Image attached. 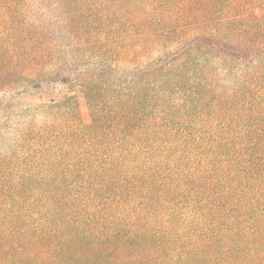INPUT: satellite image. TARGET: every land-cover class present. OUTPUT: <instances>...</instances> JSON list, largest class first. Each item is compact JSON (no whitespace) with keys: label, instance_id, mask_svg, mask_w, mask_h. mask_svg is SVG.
Returning <instances> with one entry per match:
<instances>
[{"label":"trees","instance_id":"trees-1","mask_svg":"<svg viewBox=\"0 0 264 264\" xmlns=\"http://www.w3.org/2000/svg\"><path fill=\"white\" fill-rule=\"evenodd\" d=\"M0 264H264V0H0Z\"/></svg>","mask_w":264,"mask_h":264},{"label":"rangeland","instance_id":"rangeland-1","mask_svg":"<svg viewBox=\"0 0 264 264\" xmlns=\"http://www.w3.org/2000/svg\"><path fill=\"white\" fill-rule=\"evenodd\" d=\"M28 95V94H27ZM29 100L35 101L36 102V95L33 96H28L25 101L28 102Z\"/></svg>","mask_w":264,"mask_h":264}]
</instances>
